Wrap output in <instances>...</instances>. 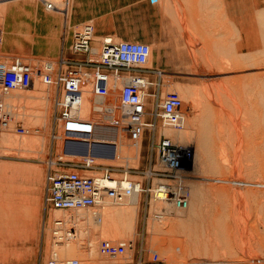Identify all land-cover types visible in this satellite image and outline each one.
Masks as SVG:
<instances>
[{"label": "rangeland", "instance_id": "374dc122", "mask_svg": "<svg viewBox=\"0 0 264 264\" xmlns=\"http://www.w3.org/2000/svg\"><path fill=\"white\" fill-rule=\"evenodd\" d=\"M72 5L73 0H0V64L24 65L31 70L21 88L5 92L0 85L2 117H7L0 122V264H264V9L256 15L263 40V47L256 52L235 53L230 58L216 55L206 33L209 30L197 26L189 44L199 75L167 77L161 72V90L143 78L148 85L147 97L143 93L144 128L137 129L139 124L127 117L121 104L126 85L123 78H142L134 70L117 76L96 67L77 69L82 95L69 117L59 114L57 98L62 92L66 95L65 87L45 84L44 67L60 68L62 59L86 63V55H74L71 49L75 34L86 26L93 28L89 56L93 61L102 62L100 53L107 38L122 42L111 35H95L93 22H86L75 28L68 56H59L72 37ZM151 60L152 56L141 68L147 69ZM68 67L60 74L73 70ZM50 74L54 79L56 74ZM99 74H106L108 80L105 93L96 91L102 81H98ZM114 81L118 85L112 90ZM172 93L183 105L176 124L179 128L161 118V104ZM109 96L126 111L121 122L111 108L103 111L104 116L102 112L96 116L73 113L85 102L110 105L112 102H106L112 101ZM107 115L110 123L103 121ZM97 122H113L119 127L117 132L110 127L111 133H107L111 135L110 148L96 140L101 133L95 127ZM128 124L135 125V130ZM81 134L84 150L77 147L79 138H75ZM167 141L171 146L166 158L174 160L177 167L163 161L161 146ZM71 142L76 147L72 148ZM87 159L94 166L91 169L82 166ZM107 170L117 178L128 175L141 185L136 206L116 207L106 202L104 208L66 213L54 210L48 202L53 177L72 171L92 176ZM169 191L172 198H167ZM157 192L162 199H157ZM193 196L201 202L191 199ZM165 200H173L168 204L174 206L168 210ZM191 200L197 203L195 211L199 210L193 214L188 205ZM125 208L132 209L124 217L127 219L118 218L115 212ZM58 222H62L60 228ZM105 242L124 245V252L107 256L101 248Z\"/></svg>", "mask_w": 264, "mask_h": 264}, {"label": "crops", "instance_id": "0c3cea01", "mask_svg": "<svg viewBox=\"0 0 264 264\" xmlns=\"http://www.w3.org/2000/svg\"><path fill=\"white\" fill-rule=\"evenodd\" d=\"M263 9L264 0H73L72 37L59 56H68L75 28L93 22L99 37L149 45L151 65L136 74L161 90L158 73L199 75L189 44L197 26L209 30L205 32L216 55L230 58L260 50L263 40L256 15Z\"/></svg>", "mask_w": 264, "mask_h": 264}, {"label": "built area", "instance_id": "2783aa9c", "mask_svg": "<svg viewBox=\"0 0 264 264\" xmlns=\"http://www.w3.org/2000/svg\"><path fill=\"white\" fill-rule=\"evenodd\" d=\"M74 55H86L88 59L85 62L80 63L79 61H65L61 60L59 62L60 68H45L47 72L44 73L43 81L45 84L50 86L51 84H56L58 88L62 86L65 87L66 95L60 93L57 98L56 105L60 108L59 114L65 118L69 117L71 114V108L75 105V102L80 99L82 95V90L80 89L81 82L78 74V70H88V67L101 68L109 73H114L119 76L120 74H127L129 71L141 70L151 55L150 46L141 43H115L112 40H106L103 43L102 51V62L93 61L89 59L91 55V34L90 31H83L75 34V40L71 46ZM101 55V53H100ZM7 66H4V65ZM0 64V85L2 90L5 92L13 91L17 88H21L25 82L24 76L28 75L30 71L24 65H13L5 63ZM68 65H73V67H68ZM68 67L69 70L66 74L60 71L64 67ZM85 68V69H84ZM51 72L55 73V78L51 76ZM59 72V74H57ZM70 74L68 75V73ZM131 74V73H130ZM106 76L99 74L98 81L102 80L99 85L96 86L97 92L105 93L107 90V78ZM143 78L133 77L131 82L124 88L122 93V104L127 110L128 118L131 119L135 124H139L137 129L140 127L144 128V113L142 111V99H141V85L143 86ZM147 84L144 87V91L147 89ZM161 118L164 121L176 122L181 117V101L179 97L172 93L168 94L161 104ZM2 107H0V122L6 121L7 117H2L1 112ZM125 115V114H124ZM180 121V120H179ZM170 123V125H172ZM169 124V123H168ZM132 130H135V125L128 124ZM175 128L179 126L175 125ZM20 132H23L20 129ZM171 143L170 141L164 142L161 146V150L164 156L163 161L166 163L168 161L165 159L167 154L170 152ZM83 166L85 169H91L92 163L87 159ZM91 163V164H90ZM168 163V162H167ZM169 165V163H168ZM109 170L101 174L86 176L79 172H66L53 177L50 182V193H48V202L52 207L58 209H71V208H93L99 205L105 198H116V191L118 193V199L121 197V191L125 190V183L128 181L127 177L117 178L107 174ZM114 182V186L107 183ZM128 183V182H127ZM134 183V182H133ZM132 184H129V191L131 192ZM110 191V192H109ZM169 198H172V193H168ZM181 196V195H180ZM183 197V196H181ZM180 197V198H181ZM176 198V196H175ZM184 198V197H183ZM186 198V197H185ZM107 254L116 255V253L124 252V245L119 247H111L109 244H103L101 247ZM76 264V263H74Z\"/></svg>", "mask_w": 264, "mask_h": 264}, {"label": "bare ground", "instance_id": "6f19581e", "mask_svg": "<svg viewBox=\"0 0 264 264\" xmlns=\"http://www.w3.org/2000/svg\"><path fill=\"white\" fill-rule=\"evenodd\" d=\"M48 1V0H47ZM57 1V0H56ZM210 6V5H209ZM53 7L52 6H48V9H52ZM212 16V15H211ZM83 31H90V34H91V41H92V38H93V28L91 27V26H86L85 28H83V30H81V32H83ZM195 32V31H194ZM106 40H112L113 42H115V43H118V44H120V43H124V42H116L113 38H107ZM106 40H105V42H106ZM129 43H131V42H129ZM150 50H151V48H150ZM102 51H103V48H102ZM208 53V52H207ZM151 56H152V50H151V55H150V57H149V59H148V62L144 65V66H146V65H148L149 64V62H150V59H151ZM101 60L103 61V58H102V52H101ZM144 66H142V67H144ZM227 66V65H226ZM47 68H49V66H47ZM54 68V67H53ZM200 70V69H199ZM233 70V69H232ZM205 73V72H204ZM160 74V73H159ZM218 75V74H217ZM85 77H86V75H84ZM202 76H204V75H202ZM84 77V78H85ZM87 77H89V76H87ZM126 77H124L123 79L125 80V82H124V80H123V84H125L126 83V85H124V88L131 82V78H128V79H125ZM137 78V77H136ZM117 79V78H116ZM121 79V78H120ZM246 79V78H245ZM114 83H115V85L114 86H111L112 87V90L114 89L115 90V88H116V86L118 85L115 81H114ZM142 83H143V86L141 85V99H142V103H141V105H143V100L145 99V97H147V95H145V91H144V87L146 86V84L144 83V81H142ZM244 88H247V85H246V87H244ZM256 88V87H255ZM110 89V88H109ZM119 90V89H118ZM124 90V89H123ZM210 91V90H209ZM245 91V90H244ZM222 92V91H221ZM246 92V91H245ZM114 93H115V91H114ZM122 93H123V91H122ZM143 93H144V95H145V97L143 96ZM244 93V92H243ZM263 93V92H262ZM195 94V93H194ZM196 94H197V92H196ZM232 94V93H231ZM250 94V93H249ZM248 94V95H249ZM261 94V93H260ZM103 96V95H102ZM111 96H113V95H111ZM245 96V95H244ZM106 97V96H105ZM117 97V96H116ZM143 97H144V99H143ZM153 97V95L152 94H149L148 95V98H152ZM251 97V96H250ZM255 97V96H254ZM107 98V97H106ZM109 98H111L110 96H109ZM109 98H108V100H109ZM191 98V97H190ZM193 98V97H192ZM197 98V97H196ZM232 98V97H231ZM112 99V101L110 100V101H107L106 100V102H107V104L108 103H111L112 102V104H110V105H113V106H110V105H106V103H102V104H98V103H93V101L90 103V102H85V103H83V104H81L80 106H79V108H77L78 110L77 111H74L73 110V113H77V112H79V111H81L80 113H81V116H84V114H86V116L88 115L87 113L88 112H90L89 114L90 115H92V116H96V115H98V113L100 114V112H102V114H101V116L103 115L104 116V114H103V111L104 110H110V108H111V110H110V112H112V111H115V117H116V119H118V122L120 121V120H123V119H125V112L126 111H124V109L121 107V106H119L118 104H117V100L116 99H113V98H111ZM153 99V98H152ZM90 100V99H89ZM99 100V99H98ZM149 100V99H148ZM147 100V101H148ZM183 100V99H182ZM197 100V99H196ZM199 100V99H198ZM97 101V100H96ZM104 101V100H103ZM186 101V100H185ZM236 101V100H235ZM98 102V101H97ZM149 102H151V100L149 101ZM148 102V103H149ZM121 104H122V94H121ZM181 104H182V102H181ZM190 104V103H189ZM123 105V104H122ZM200 105V104H199ZM212 105V104H211ZM183 106V105H182ZM182 106H181V109L179 110L180 112L182 111ZM192 106V105H191ZM196 106V105H195ZM226 106H227V104H226ZM151 107V106H150ZM188 107V106H187ZM197 108V107H196ZM33 109V108H32ZM74 109V108H73ZM228 109V108H227ZM253 109V108H252ZM76 110V109H75ZM71 111H72V109H71ZM234 111V110H233ZM109 112V113H110ZM149 112H150V110H149ZM249 112V111H248ZM259 112V111H258ZM107 113V112H106ZM223 113V112H222ZM126 114H127V112H126ZM74 116L76 115V114H73ZM78 115V114H77ZM106 115V114H105ZM114 115H112V116H114ZM245 115V114H244ZM243 115V116H244ZM101 116H100V118H101ZM220 116V115H219ZM98 117V116H97ZM124 117V118H123ZM128 117V116H127ZM94 118V117H93ZM121 118H123V119H121ZM149 118V117H148ZM78 119V118H77ZM80 119H82L81 117H80ZM85 119H86V117H85ZM95 119H97V118H95ZM103 119H105V120H103V121H105V122H109V120H111L110 118H109V116L107 115V118L105 117V118H103ZM127 119V118H126ZM222 119V118H221ZM72 120V119H71ZM93 120V119H92ZM114 120V119H113ZM179 120H180V118H179ZM179 120H177L176 122H173V123H171V122H166L165 121V123L166 124H168V125H170V123L172 124V125H176V124H178V122H179ZM74 121V120H73ZM117 121V120H116ZM260 121V120H259ZM121 122V121H120ZM110 123V122H109ZM115 123V122H114ZM80 124V123H79ZM87 124V123H86ZM94 124V123H93ZM89 125V124H88ZM112 125V126H111ZM107 124V123H103V122H97L96 123V125H95V127H96V129L97 130H100L101 131V133H99V131H98V135H97V137H99V138H96V140L98 139V140H102L101 142L103 143L102 145H103V147H104V145H105V147L106 148H110V143L112 142L111 141V135H110V127H112L113 129L112 130H114V129H116L115 131L117 132V129L119 128L117 125H114L113 126V122H112V124ZM199 125V124H198ZM78 126H80V125H78ZM84 126V125H83ZM94 126V125H93ZM85 127V126H84ZM220 127V126H219ZM69 128H70V126H69ZM81 128H82V126H81ZM86 128V127H85ZM84 128V129H85ZM92 128H94V127H92ZM68 129V128H67ZM75 129V128H74ZM78 129V128H77ZM83 129V128H82ZM86 130V129H85ZM93 130V129H92ZM96 130V131H97ZM121 129H119L118 131L119 132H122V130L120 131ZM68 131V130H67ZM74 131H76V130H74ZM73 131V132H74ZM78 131V130H77ZM80 131V130H79ZM87 131V130H86ZM94 131V130H93ZM123 131H125V130H123ZM221 131V130H220ZM70 132H71V130H70ZM72 132V133H73ZM95 132V131H94ZM93 132V133H94ZM103 132V133H102ZM108 132H110L109 134H107ZM238 132V131H237ZM115 133V132H114ZM223 133V132H222ZM242 133V132H241ZM64 134H65V132H64ZM64 134H62V136L64 135ZM82 134H86V133H82ZM81 134V136H76L75 138H79V140L78 139H76V141H77V147L79 148H81V149H83L84 150V148H82L81 146L83 145V144H85L84 142H83V135ZM123 134H124V132H123ZM70 135V134H69ZM75 135V134H74ZM79 135V134H78ZM88 135V134H87ZM100 135V136H99ZM112 135H114V134H112ZM193 136V135H192ZM241 136V135H240ZM10 137V136H9ZM89 137V136H88ZM90 137H92V136H90ZM96 137V136H95ZM120 137V136H119ZM138 137V136H137ZM182 137V136H181ZM237 137V136H236ZM68 138V137H67ZM71 138V137H70ZM75 138H71L72 139V141L73 140H75ZM87 138V137H86ZM104 140H103V139ZM127 138V137H126ZM185 138V137H184ZM81 139H83V140H81ZM92 139V138H91ZM87 140V139H86ZM93 140V143H95L96 141H94L95 139H92ZM124 140V139H123ZM122 140V141H123ZM126 140V139H125ZM256 140V139H255ZM182 141V140H181ZM180 141V142H181ZM100 142V143H101ZM124 142V141H123ZM130 142V141H129ZM70 143V142H69ZM72 143V142H71ZM89 143H90V141H89ZM93 143H90L91 145H93ZM119 143V142H118ZM125 143V142H124ZM242 143V142H241ZM96 144H97V142H96ZM72 145V148H73V146H75L76 147V144H74L73 145V143L71 144ZM86 145V144H85ZM102 145H101V147H102ZM200 146V145H199ZM91 147H93V146H91ZM97 147V146H96ZM104 147V148H105ZM127 147V146H126ZM222 147V146H221ZM240 147V146H239ZM79 148V149H80ZM98 148V147H97ZM65 149V148H64ZM80 149V150H81ZM93 149V148H92ZM128 149V148H127ZM82 150V151H83ZM91 150V149H90ZM103 150V149H102ZM108 150V149H107ZM71 151V150H70ZM79 151V150H78ZM92 151V150H91ZM97 151V150H96ZM99 152V151H98ZM105 152V151H104ZM109 152H110V150H109ZM234 152V151H233ZM74 153L76 154V152L74 151ZM79 153H80V151H79ZM78 153V154H79ZM90 153H92V152H90ZM96 153V152H95ZM99 153H101V151L99 152ZM98 154V153H97ZM106 154V153H105ZM104 154V155H105ZM237 155V154H236ZM91 157V156H90ZM167 157V156H166ZM165 157V159H167L168 161H166V163L167 162H169V163H171L172 164V166H175V167H177L178 166V164L174 161V160H169L168 158H166ZM220 158V157H219ZM110 159V158H109ZM125 159V158H124ZM223 159V158H222ZM227 161V160H226ZM225 162V161H224ZM92 163V162H91ZM226 163V162H225ZM227 164V163H226ZM1 166V165H0ZM3 167V166H2ZM263 167V166H262ZM11 168V167H10ZM10 170V169H9ZM23 170V169H22ZM215 172V171H214ZM263 172H264V170H263ZM41 173V172H40ZM234 173V172H233ZM39 174V173H38ZM37 174V175H38ZM108 174V173H107ZM110 175V174H109ZM112 176V175H111ZM243 176V175H242ZM241 176V177H242ZM264 176V175H263ZM14 177V176H13ZM125 177H127V179H128V183L126 182L125 183V190H122L121 191V197L122 198H120V199H118L117 197H118V193H117V190H111V191H116V198H105V199H103L102 200V202L99 204V205H97V206H95V207H100L101 206V208H104L103 206H105L106 207V205H105V203L106 202H110V204H109V206L111 205V203L113 204V206L114 205H116V207L117 206H119V207H121V206H132V205H135L136 206V204L139 202V199H140V194H138V193H140L139 192V190H140V186H137L136 184H138L136 181H134V180H132L128 175H125ZM235 177H236V175H235ZM15 179V178H14ZM233 179V178H232ZM241 179H243V178H241ZM38 180V179H37ZM207 180V179H206ZM234 180V179H233ZM261 180V179H260ZM134 182V183H133ZM20 183V182H19ZM42 183V182H41ZM107 183L109 184V185H111V186H114V182H109V181H107ZM132 184V189H131V192H128L129 191V184ZM193 184V183H192ZM259 185V184H258ZM246 187V186H245ZM4 188V187H3ZM6 188V187H5ZM50 188L51 187H49V190H48V193H50ZM236 188V187H235ZM17 189V188H16ZM27 189V188H26ZM30 189V188H29ZM33 189V188H32ZM195 190V189H194ZM240 191V190H239ZM15 192V191H14ZM18 192V191H17ZM110 192V191H109ZM163 192V191H162ZM165 192V191H164ZM237 192V191H236ZM246 192H247V190H246ZM40 193V192H39ZM159 193H161V192H157L156 193V197H157V199H162V195L161 194H159ZM190 193H191V191H190ZM194 193V192H193ZM196 193H198V192H196ZM233 193V192H232ZM235 193V192H234ZM241 193V192H240ZM239 193V194H240ZM10 194V193H9ZM14 194V193H13ZM28 194V193H27ZM166 194V193H165ZM192 194V193H191ZM199 194V193H198ZM248 194V193H247ZM1 195V194H0ZM12 196V195H11ZM167 196H168V194H167ZM191 196V195H190ZM198 196V195H197ZM237 196H239V195H237ZM240 196H241V194H240ZM165 197V196H164ZM192 197V196H191ZM194 197V196H193ZM236 197V196H235ZM166 198V197H165ZM165 198H163V199H165ZM167 198H169V197H167ZM20 199H22V198H20ZM191 199H194V200H196V202L198 201L197 200V198L196 197H194V198H191ZM239 199V201H240V197L238 198ZM29 200V199H28ZM47 200H48V198H47ZM174 200V199H173ZM171 201V200H169V202L170 203H172V202H174V201ZM194 200H191L190 202H189V206L191 207L190 208V212L193 214V212H195L196 213V211H199V210H196L195 211V209L197 208V207H195L196 206V202L194 201ZM201 200V199H200ZM216 200V199H215ZM234 200V199H233ZM40 201V200H39ZM161 201H163V200H161ZM192 201L195 203V204H192ZM250 201V200H249ZM26 202V201H25ZM36 202V201H35ZM38 202V201H37ZM36 202V203H37ZM165 203V206L167 207V209L169 210V208L170 207H172V206H174V205H170V204H168L169 202H168V200L166 201H164ZM198 202H201V201H198ZM241 203H242V201H240ZM251 202V201H250ZM160 204V203H159ZM238 204V203H237ZM51 205V204H50ZM161 205V204H160ZM180 205H184V202L182 201V202H180ZM256 205V204H255ZM19 206V205H18ZM200 207H201V203H200V205H199ZM199 206H198V208H199ZM14 207V206H13ZM17 207V206H16ZM95 207H93V208H95ZM188 207V206H187ZM18 208V207H17ZM97 208V209H98ZM195 208V209H194ZM227 208V207H226ZM236 208V207H235ZM248 208V207H247ZM53 209L54 210H56V211H66V213H67V211H78V210H80V211H84L83 209H92V208H80V209H76V208H71V209H67V210H64V209H58V208H55V207H53ZM96 209V210H97ZM202 209V208H201ZM250 209V208H249ZM261 209V208H260ZM38 210V209H37ZM101 210V209H100ZM99 210V211H100ZM120 210V209H119ZM129 210H132V209H121V211H117V212H115V215L118 217V218H122V219H127V217L126 218H124L127 214H129L130 212H129ZM240 210V209H239ZM13 211V210H12ZM17 211V210H16ZM79 211V212H80ZM103 211V210H102ZM138 211V210H137ZM245 211V210H244ZM4 212V211H3ZM129 212V213H128ZM190 212H188L189 214H190ZM234 212V211H233ZM237 212V211H236ZM240 212V211H239ZM243 212V211H242ZM34 213H35V211H34ZM198 213V212H197ZM238 213V212H237ZM13 214V213H12ZM200 214V213H199ZM254 214H256V213H254ZM262 214V213H261ZM80 216H82V214H79ZM188 215V214H187ZM191 215V214H190ZM202 215V214H201ZM226 215V214H225ZM61 216V215H60ZM76 216V215H75ZM84 216V215H83ZM114 216V215H113ZM116 216L115 217H113V218H115L116 219ZM134 216V215H133ZM193 216H196V215H193ZM236 216V215H235ZM238 217L240 216V215H237ZM202 217V216H201ZM111 219H112V217H110ZM189 218V217H188ZM193 218H195V217H193ZM78 219V218H77ZM81 219V218H80ZM110 219V221H111V223L112 222H114V220L112 221ZM129 219H130V217H129ZM203 219V218H202ZM238 219V218H237ZM116 220H119V219H116ZM189 220H190V218H189ZM193 220V219H192ZM195 220V219H194ZM234 220V219H233ZM253 220V219H252ZM26 221V220H25ZM62 221V220H61ZM72 221H73V219H72ZM78 221H80V220H78ZM123 221H126V220H123ZM191 221V220H190ZM247 221V220H246ZM245 221V222H246ZM4 222V221H3ZM119 222H120V220H119ZM122 222V221H121ZM127 222V221H126ZM125 222V223H126ZM240 222H242V221H240ZM19 223V222H18ZM59 223V225H58V228H60L61 226H62V222H58ZM160 223V222H159ZM217 223V222H216ZM21 224V223H20ZM32 224H33V222H32ZM112 224H114V223H112ZM123 224H124V222H123ZM127 224V223H126ZM130 224V223H129ZM105 225V224H104ZM110 225V224H109ZM218 225V224H217ZM230 225V224H229ZM237 225H240V223L239 224H237ZM12 226V225H11ZM10 226V227H11ZM113 226V225H112ZM117 226V225H116ZM131 226V225H130ZM204 226V225H203ZM202 226V227H203ZM30 227V226H29ZM33 227V226H32ZM31 227V228H32ZM107 227H108V225H107ZM121 227V226H120ZM124 227V226H123ZM122 227V228H123ZM129 227V226H128ZM109 228V227H108ZM5 229V228H4ZM25 229H26V227H25ZM103 229H104V227H103ZM114 229V228H113ZM126 229V228H125ZM124 229V230H125ZM129 229V228H128ZM204 229V228H203ZM2 230V229H1ZM23 230V229H22ZM29 230H31V229H29ZM28 230V231H29ZM107 230V229H106ZM186 230V229H185ZM187 230H189V229H187ZM197 230V229H196ZM195 230V231H196ZM4 231V230H3ZM61 231H62V228H61ZM117 231V230H116ZM123 231V230H122ZM126 231V230H125ZM193 231V230H192ZM260 231V230H259ZM124 232V231H123ZM127 232V231H126ZM132 232V231H131ZM188 232V231H187ZM189 232H190V230H189ZM188 232V233H189ZM236 232V231H235ZM102 233V232H101ZM120 233V232H119ZM125 233V232H124ZM197 233H198V231H197ZM232 233V232H231ZM238 233V232H237ZM237 233H234V234H236L237 235ZM103 234V233H102ZM185 234V233H184ZM239 234V233H238ZM6 235V234H5ZM54 235V234H53ZM104 235H105V233H104ZM118 235V234H117ZM116 235V236H117ZM240 235V234H239ZM15 236V235H14ZM107 236V235H106ZM75 237V236H74ZM101 237H103V236H101ZM112 237H114V236H112ZM196 237V236H195ZM16 238V237H15ZM118 238V237H117ZM116 238V239H117ZM121 238V237H120ZM13 239V238H12ZM237 239V238H236ZM239 239V238H238ZM237 239V240H238ZM244 239V238H243ZM215 240V239H214ZM235 240V239H234ZM245 240H248V239H245ZM58 241V240H57ZM108 241V240H107ZM230 241V240H229ZM241 241H243V240H241ZM207 242H208V240H207ZM231 242V241H230ZM246 242V241H245ZM13 243V242H12ZM217 243V242H216ZM232 243V242H231ZM243 243V242H242ZM104 244H109L111 247H119V245H117V244H114V243H111V242H105ZM244 244V243H243ZM217 245V244H216ZM219 245V244H218ZM237 245V244H236ZM15 246V245H14ZM238 246V245H237ZM245 246V245H244ZM72 248V247H71ZM71 248H69L70 250H71ZM75 248V247H74ZM16 249V248H15ZM69 249H67V250H69ZM196 250V249H195ZM205 250H207V248L205 249ZM16 251V250H15ZM75 251V250H74ZM73 251V252H74ZM216 251V250H215ZM60 252V251H59ZM66 252V254H67V251H65ZM69 252V251H68ZM105 252V251H104ZM198 252V251H197ZM4 253V252H3ZM7 253V252H6ZM61 253V252H60ZM59 253V254H60ZM72 253V252H71ZM249 253V252H248ZM9 254V253H8ZM7 254V255H8ZM13 254V253H12ZM70 253H68L67 255H69ZM107 254V253H106ZM120 253H116V255H112V254H107V256H110V257H116L117 255H119ZM205 254H207V253H205ZM215 254V253H214ZM19 255V254H18ZM63 255H64V253H63ZM72 255V254H71ZM198 255H200V254H198ZM217 255V254H216ZM70 256V255H69ZM75 256V255H74ZM245 256V255H244ZM216 257V256H215ZM219 257V256H218ZM219 259V258H218ZM217 259V260H218ZM213 260H215V259H213ZM74 263H76V264H78L77 262H67V263H62V264H74ZM177 263V262H176ZM210 263V262H209ZM212 263H214V262H212ZM205 264V263H204ZM247 264V263H246Z\"/></svg>", "mask_w": 264, "mask_h": 264}]
</instances>
